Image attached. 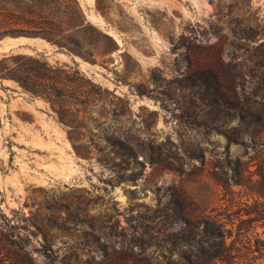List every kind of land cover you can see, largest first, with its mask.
Returning <instances> with one entry per match:
<instances>
[{
	"label": "rangeland",
	"instance_id": "rangeland-1",
	"mask_svg": "<svg viewBox=\"0 0 264 264\" xmlns=\"http://www.w3.org/2000/svg\"><path fill=\"white\" fill-rule=\"evenodd\" d=\"M76 2L116 46L95 63L0 39V61L67 65L102 91L70 128L0 72V259L181 264L180 237L213 218L238 264H264V0Z\"/></svg>",
	"mask_w": 264,
	"mask_h": 264
},
{
	"label": "trees",
	"instance_id": "trees-1",
	"mask_svg": "<svg viewBox=\"0 0 264 264\" xmlns=\"http://www.w3.org/2000/svg\"><path fill=\"white\" fill-rule=\"evenodd\" d=\"M19 36L41 38L58 51L90 63L96 62L97 54L104 55L116 47L109 35L101 33L83 18L76 0H0V39ZM101 39L107 43L102 50L98 45ZM9 59L0 61V72L26 91L44 97L53 107L57 105L61 109L57 112L59 120L70 128L72 125L64 119V114L71 110L77 113L79 107L94 105L97 96L102 94L98 86L67 65L55 67L32 55L18 54ZM8 61L11 65L5 66ZM204 115L213 122L219 117L210 112ZM238 120L241 129L238 137H230L223 131L228 142H242L241 136L248 131L250 121L242 115ZM255 120L259 122L260 117ZM201 223L198 235L180 237L183 246H189L191 250L182 255L179 263L238 264V256L226 244L223 225L213 218ZM4 260L7 259H0V264H6Z\"/></svg>",
	"mask_w": 264,
	"mask_h": 264
},
{
	"label": "bare ground",
	"instance_id": "bare-ground-1",
	"mask_svg": "<svg viewBox=\"0 0 264 264\" xmlns=\"http://www.w3.org/2000/svg\"><path fill=\"white\" fill-rule=\"evenodd\" d=\"M7 39V38H6ZM10 39V38H9ZM25 39V38H24ZM39 40H41V39H39Z\"/></svg>",
	"mask_w": 264,
	"mask_h": 264
},
{
	"label": "water",
	"instance_id": "water-1",
	"mask_svg": "<svg viewBox=\"0 0 264 264\" xmlns=\"http://www.w3.org/2000/svg\"><path fill=\"white\" fill-rule=\"evenodd\" d=\"M22 37H24V36H22ZM12 38V37H11Z\"/></svg>",
	"mask_w": 264,
	"mask_h": 264
}]
</instances>
